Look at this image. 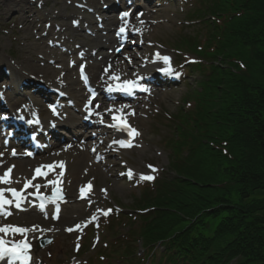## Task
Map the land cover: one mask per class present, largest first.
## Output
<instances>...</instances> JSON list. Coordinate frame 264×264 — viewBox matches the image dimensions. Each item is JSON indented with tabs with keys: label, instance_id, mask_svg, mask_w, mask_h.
Segmentation results:
<instances>
[{
	"label": "rangeland",
	"instance_id": "rangeland-1",
	"mask_svg": "<svg viewBox=\"0 0 264 264\" xmlns=\"http://www.w3.org/2000/svg\"><path fill=\"white\" fill-rule=\"evenodd\" d=\"M24 1L26 6H23V8L12 7L0 2V101L7 103L11 98L17 100L22 98L21 100L24 99L29 104L39 103V108L42 107L43 112L53 108L59 110L63 115L81 114L82 118L84 111L81 110L82 108L76 101L67 96V90L61 87L51 88L53 86L48 82L53 76H57L59 79L65 78L69 84L72 72L78 78L77 69L79 65H82V59L79 58L80 55L77 56L78 58L74 57L81 52L79 50L81 48H77L75 44L79 45L81 42L87 41V37L93 39L97 35L107 32L109 26L107 27L106 22L101 21V18L109 15V12L105 9L107 4L98 3L94 4L95 6L92 5L90 8H86L85 5H82V0ZM138 6L141 11H145L148 15V35L147 39L144 40V44L142 41L140 50L145 51L146 45L152 44L150 60L151 63L158 62V66L153 75V81L141 82V86L144 90L147 89L149 94L146 92L142 94L145 97H142L140 101L132 102L136 103L135 110L131 108L129 111H124L121 119L122 121L126 119L127 122L134 123V127L139 132V135H136L139 137L137 144L133 142L131 147H123L114 143L113 134L105 133L106 131H103L104 124L99 123L100 118L103 116L101 112L105 111L109 125L113 122L114 113H111L110 107H105L102 110L100 107V111L96 112L99 115L96 114L91 118L88 135L104 132L103 136L107 138V143H101V139L97 140L98 137L87 136L85 140L88 145L90 160H86L84 164H77L76 156L72 155L74 149H71V147L76 136L85 133L84 128L76 127L78 130L75 132H68L67 129L64 131L61 124L64 123L63 121H67L66 116L64 120L57 119L53 123L56 126L54 130L56 135L53 136L50 132L51 123L38 121V117L37 123L42 130L41 134L43 138H46L43 143L54 145L55 141L61 140L59 138L61 134L63 135V144H69L66 147L63 145L60 153L52 154L51 159L55 161H51L49 164L64 162L62 173L71 174L72 171H76L78 180L72 187V189L74 188L73 192L68 190V187L59 188L56 186L60 189L62 199L55 201L50 199L48 201V205L44 208L48 211V217L28 220L29 217L20 216L21 213L25 214L28 207H31L28 200H33L35 195L29 194L36 193L35 188L29 189L27 192L28 197L23 201L25 204L22 203L20 209L16 208L15 214L11 216L0 215V226L14 225L27 229L35 228V231H29L26 234L27 241L31 245L30 264H130L122 255L129 240V236H126L129 219L138 220V218L136 219L138 214L136 211L139 209L137 207L138 199L144 190L143 184L147 181L157 180L169 171V152L164 148L162 140L165 136L174 133L177 120L173 121V119L180 117L178 112L181 107L188 109L190 103L193 104L191 91L197 88L196 83L200 77L197 68H187L186 70L189 61L193 59V56L189 53L191 52L190 49H182L184 52H178L174 48H176L177 41L184 40L182 36L197 37L204 35L209 19L206 16L208 22L204 23L198 14L196 16L194 11L199 8L197 0H138ZM73 9L80 13L81 18L73 15ZM98 9L104 11V13H97L96 10ZM126 9H128L126 6H122L116 12L121 16ZM22 10L28 12L24 13ZM31 10H37L46 15L41 18L37 16L34 18L35 16L31 15ZM65 10L67 12L63 14ZM24 17H28L27 23L23 20ZM88 17L92 18L93 24L89 23ZM138 17L132 15V25L139 20ZM79 22L85 29L81 30L76 27L78 30L71 32V29H62L61 27L65 24L67 28H70ZM101 28L104 29L103 32ZM53 33H60L61 38L68 35L69 38L68 40L64 38V41L63 38H60L59 41L50 43L49 38L57 36ZM77 33H82L85 38L79 37L80 39H78ZM38 37H41V39H38ZM133 38H130L131 44L128 45L126 52L130 53L134 59L127 56H119V59L126 63L128 70L133 71L136 69L133 71L135 72L144 68L146 61L138 56L136 38L134 36ZM72 39L75 41L72 42ZM116 47H118V44ZM73 50L78 52H72ZM113 50L114 48L111 49V51ZM22 52L24 53L23 57L20 55ZM157 52L161 56H171L172 73L161 71L167 66L162 61L155 59V53ZM61 54L74 61V70L72 69L73 65H69V63L67 65L63 60L56 57V55ZM83 61L87 63V60L84 59ZM133 62L139 65L135 68ZM47 66L51 68L47 69ZM13 67L18 68L17 76L15 75L14 79H12L14 76L7 74V71L13 69ZM70 69L72 70L69 71ZM99 69L104 74L107 73V70L111 72L108 64H102ZM15 79L18 82L17 84L14 82ZM4 108L2 111L5 110L9 113L8 108ZM39 108L36 107L30 111V118L33 116L34 120L35 116L38 114L40 116ZM5 111L1 113H6ZM17 119L16 122L14 121L16 125L20 122V118ZM37 133L38 130L35 131L34 129L25 132V135L34 136ZM122 140H126L125 137ZM67 148L70 149L67 150ZM9 149L10 152L15 150L13 146ZM1 153H6L5 149H2ZM15 156L16 158H22L25 154ZM45 161H35L30 167L29 173L35 176L37 165H45ZM96 165L100 166L101 169H97ZM153 168L156 171H153ZM129 170L132 172L131 178L128 176ZM59 174L52 173L44 179L36 177L37 184L41 187H49L50 192L46 197L51 198L53 196L54 187L51 186L52 184L49 181H54L57 178L56 175ZM142 175H151L154 179L142 180ZM82 187L83 189H89L88 194L84 193L86 200L81 199ZM0 188L7 190L13 187L9 184L5 188L3 186ZM39 189L38 193H45L41 188ZM21 190H24V186ZM5 196L6 198H12L9 192ZM252 197L264 198V189L256 190ZM56 203H60L63 208L65 207L62 217L57 221L53 218L54 208L58 205ZM37 207L39 206L37 205ZM118 207L124 209L122 213L125 217L118 218L112 211L108 215L103 214L109 209L112 210V208L121 211L122 209ZM262 213L264 214V210ZM130 215L132 216L130 217ZM93 217L96 218L93 219ZM108 220L115 221L113 228L111 224H108L110 223ZM33 222H38V226L32 225ZM77 225H81V227L76 228ZM67 229L74 230L68 231ZM0 237L5 241L15 243L25 239V235L13 234L12 232L0 233ZM41 238L52 239V242L46 247L38 248V240ZM129 244L133 245L132 249L134 250L140 248L137 242H130Z\"/></svg>",
	"mask_w": 264,
	"mask_h": 264
},
{
	"label": "trees",
	"instance_id": "trees-1",
	"mask_svg": "<svg viewBox=\"0 0 264 264\" xmlns=\"http://www.w3.org/2000/svg\"><path fill=\"white\" fill-rule=\"evenodd\" d=\"M197 5L204 35L178 42L199 58L194 101L162 140L169 171L145 185L127 242L142 243L143 264H264V198L252 197L264 189V0Z\"/></svg>",
	"mask_w": 264,
	"mask_h": 264
},
{
	"label": "bare ground",
	"instance_id": "bare-ground-1",
	"mask_svg": "<svg viewBox=\"0 0 264 264\" xmlns=\"http://www.w3.org/2000/svg\"><path fill=\"white\" fill-rule=\"evenodd\" d=\"M0 2H3L6 5L12 6V7H18V8H23V6L25 5V1L24 0H0ZM83 4L85 5L84 7L86 8H90V6H95L98 3H105L107 4V7L105 9H107L106 11L109 12V15L107 17H103L101 18V21L106 22L107 27L109 26V29L107 30V32L103 33V34H99L97 35V37L91 39L89 37H87V41L85 42H81V44H75L77 46V48H81L79 49L81 52L77 55H75V58H78L80 55V59H82V61L85 59L87 60V71L89 72V76L91 78V80L93 81V84L100 89V93L102 94V96L105 97H111V101H104V100H100L99 105L97 106V111H100V107L101 110L105 107H110L111 109V113H114L115 116H119L121 118H123V112L124 111H129L131 108H133V110H135V106L136 103H132L134 101H140L141 98L145 97L143 95H137L136 99H134L133 101H129V102H123L121 100V97L117 96L114 94V92L112 91H108V88L111 86L112 88H114L116 82H124L126 80H132L135 81L138 85L142 82V81H146V82H151L154 79V73L155 70L157 69L158 66V62L155 63L152 62L151 63V53H152V44L146 45V49L145 51L140 50V48L142 47V41L143 44L145 43L144 40L147 39V31H148V27H147V20H148V15L145 13V11H141L140 7L138 6V0H82ZM76 4V2H75ZM95 4V5H94ZM103 5V4H102ZM122 6H126L128 9H126V12L128 10H131L134 12L135 16H139V20L133 23H128L126 24L125 22V18L124 20H122L119 15L117 14L116 10L119 8L121 9ZM24 13H27L28 11H24L22 10ZM32 12V16H35L34 18L39 17L41 18L42 16L46 15L42 12H38L37 10H31ZM66 10L63 12V14H66ZM97 13H104V11L98 9L96 10ZM74 13V14H73ZM73 15L74 16H78L77 18L80 17V13L76 10L73 9ZM142 15H139L141 14ZM30 15V14H28ZM27 15V16H28ZM98 16V14H96ZM81 18V17H80ZM134 18V16H133ZM87 19V17H86ZM132 19V18H131ZM25 22H28V17H24ZM89 23L93 24L94 21L92 20L91 17H88ZM141 21H143V23H141ZM78 22V21H77ZM32 25V22H31ZM115 25V26H114ZM36 26V25H33ZM61 26V25H59ZM93 27L95 25H92ZM125 27V29H127V32L129 34L128 37V42L130 43V38L134 39L133 36L136 38V50L138 56H141L143 58V60L146 61L145 67L141 68L135 72L128 70L127 65L124 61H121V59H119V56H127V57H132V55H130V53L126 52V48L124 50H120L118 54H114L109 53V51L111 52L112 48H116L117 44H118V48L120 49V37L122 35H120L119 37H117L116 33H115V29L117 30V28H121V27ZM62 29H71V32H75L79 29H85V27H82L80 25V22L78 24L73 25V27L67 28V26L62 25L61 26ZM78 27V28H76ZM30 28V26H29ZM137 29H139V31H136ZM106 30V29H105ZM101 31L103 32L104 29L101 28ZM54 34V33H53ZM57 36H53L51 38H49L50 43L52 42H56L59 41L61 36L60 33L59 34H54ZM78 35V39L80 38H85V36L82 33H77ZM80 37V38H79ZM63 41L64 38H67L68 40V35L62 37ZM61 38V39H62ZM38 39H41V37H38ZM55 39V40H54ZM72 42L75 41L74 39L71 40ZM75 43V42H74ZM75 48V49H77ZM140 50V51H139ZM26 51V50H25ZM77 51V50H73L72 52ZM78 52V51H77ZM21 57H23L24 53H20ZM26 55V54H25ZM68 56V55H67ZM78 56V57H77ZM27 57V56H26ZM56 57L58 59L63 60L67 65L69 63V65H73V70H74V61L69 60V58L65 57L64 54L61 55H56ZM56 58V59H57ZM134 59V57H132ZM27 60V59H24ZM135 65V68L137 65L136 62H133ZM149 63V65H148ZM102 64H108L111 67V72H108V74H104L103 72L100 71V66ZM65 65V64H64ZM69 67V66H68ZM51 67L47 66V69H50ZM64 68V67H63ZM62 68V69H63ZM61 69V70H62ZM69 69V68H68ZM72 69H70L69 71H71ZM18 68L17 67H13V69L7 71V74L10 76H14L12 79H14L17 76L18 73ZM16 75V76H15ZM113 75H116L119 77L118 80H114L112 79ZM64 77V76H63ZM61 77V78H63ZM23 78V77H22ZM71 81L69 82V84L66 82L65 78L63 79H59L57 78V76H53L52 79H50L51 83V88L54 87H61V88H65L67 90V96H69L70 98H72V100L76 101V103L81 107L83 105V101L88 97V93L85 91V88L82 84L81 79L78 78L74 75V72L71 73ZM21 80V79H20ZM23 80V79H22ZM17 80L15 79L14 82L15 84H17L18 82H16ZM22 82V81H20ZM24 83V82H23ZM114 84V85H113ZM137 88H135L133 90V92H136ZM149 94V91H147ZM25 98V97H23ZM20 99H16V98H11L7 101V103L5 101H0V111L5 109L4 107L8 108L9 111V116H7L6 120H0V128L2 129L5 126H14L13 125V121H15V119L17 117H19L20 115H25V116H30V110L31 109H35L36 107L39 108V103L37 104H29L26 101L21 100ZM4 102V103H2ZM68 105V104H67ZM97 103L94 102V104L92 105L91 109L95 110ZM122 105H127L128 107H125L122 112H117V109H120ZM70 106V105H69ZM67 107V106H66ZM71 108V106H70ZM42 109V107H40V110ZM63 109V108H62ZM5 111V110H4ZM1 111V112H4ZM7 112V111H5ZM94 112V113H96ZM22 113V114H21ZM58 113L60 115H58V118H60L61 120H64V118L67 116V121H63L64 123H62V127H65V129H69L70 132H75L78 130V128L76 129V127H72L69 125L70 121L72 120V122H76V120L79 118V116L77 114H67V115H63L59 110ZM85 113H86V108H85ZM103 114V116L100 118L99 123H101V119L103 120L104 127H103V131H106L105 133L109 132L111 134H113L112 139L114 140V143H116L115 141H120L122 140L123 137H125L126 139L129 137L128 132L125 130H117V128L115 127H110L108 120H107V116H105V111L101 112ZM1 115V114H0ZM57 118L55 117V114L53 112V110L49 111H45V122L46 123H53L55 122ZM60 124V123H59ZM58 125V126H61ZM134 128V123L131 124ZM38 125L36 124H32V123H26L24 125L22 124H18L16 129H18V137L21 138V140H26L25 139V132L30 131V130H40L39 127H36ZM82 128H84L85 133L81 134L79 136V140L82 141L80 144L77 145H73L71 147V149H74V151L72 152V155H75L77 160V164H81L86 161V160H90V153L88 151V145L86 144V142H84V139L86 136L88 137H93L96 138L98 137L97 140L101 139V143H107V138L105 136H103L104 132H97L94 134H89L88 135V128H87V124L86 123H82L81 124ZM34 128V129H33ZM56 126L54 127L52 125V128H50L51 131L55 130ZM135 129V128H134ZM41 131V130H40ZM39 133V132H38ZM139 137L136 138V141H134L135 144H137V140ZM28 142V140H26ZM52 144V143H50ZM119 144V143H116ZM104 145V144H103ZM120 145V144H119ZM62 147H53L52 149L48 150L45 149L42 153H40L38 156L35 157V159H31L29 157H25V158H15V157H11L13 152H9L7 155L5 154V156H3L2 158L0 157V176H3L4 173L11 168L12 171L9 175H11L9 177V183H0V187L3 186L4 188L7 187L9 184L16 189L17 191H21V188L25 185V183H27L28 181H31L32 185H37L38 180L35 178L33 179V175L31 173H29V169L30 167L33 165V163L35 161H45V164H47L48 162L51 161H55L53 159H51L53 156L52 154L56 153H60L62 149ZM36 149V148H35ZM70 148H67V150H69ZM55 151V152H54ZM72 151V150H71ZM8 152V151H7ZM16 152V151H14ZM48 152V153H47ZM23 152H21L20 150L17 151V154H21ZM47 153V154H46ZM1 156V155H0ZM48 160V161H47ZM47 166V165H45ZM97 169L101 167L96 165ZM46 169V168H45ZM50 168L49 171L52 172H57L60 173L59 175H56L57 178H55L54 182L55 184L51 185V186H56L58 185L59 188L62 187H68V190H72V192L74 191L72 189V187L74 186V184L76 183V181L78 180V175L76 171H72L71 174H62V169L60 167H54ZM98 171V170H97ZM36 174V172H35ZM101 174V173H99ZM49 176V175H48ZM12 188V189H13ZM34 188L32 186H29L25 191L22 192V194L26 197H28V191L29 189ZM2 189V188H0ZM49 187L48 186H44L43 188H41V190H43L45 193V195L49 194ZM6 190V189H5ZM5 194H7V192H5ZM31 201V202H30ZM29 203H31V207H28L27 211L25 212V214H20V216H27L29 217L28 220H34L35 218H43V217H48V211H46L45 209H41L40 207H37V205L39 206V202L36 201V199H30L28 200ZM25 204V202H24ZM48 205V202H45V207ZM64 205V204H63ZM65 210V207L62 209V211ZM68 210V209H67ZM11 211V215L15 214L16 208L13 206L10 208ZM9 215V216H11ZM9 218V217H7ZM27 221V220H26ZM1 222V221H0ZM39 222V221H38ZM38 222H33L32 225H37ZM38 226V225H37ZM48 232V231H47ZM7 263V259H0V264H4Z\"/></svg>",
	"mask_w": 264,
	"mask_h": 264
},
{
	"label": "snow or ice",
	"instance_id": "snow-or-ice-1",
	"mask_svg": "<svg viewBox=\"0 0 264 264\" xmlns=\"http://www.w3.org/2000/svg\"><path fill=\"white\" fill-rule=\"evenodd\" d=\"M130 15L129 12H124L121 14V19L124 20V18L128 17ZM139 15H142L139 14ZM141 23H143V21H141ZM126 29L125 27H121L119 29V33L118 34H122L125 33ZM136 31H139V29H137ZM155 59L158 61H162L167 67L161 69V71H164L166 73H172V69H171V58L168 56H161L159 52L155 53ZM81 78L84 80H87L86 75L83 72V67H81ZM112 79L114 80H118L119 77L116 75H113ZM138 87V84L135 81L132 80H126L124 81L122 84H117L116 88L113 89L111 86L108 88V91H113V90H119L128 94H132L133 90L135 88ZM147 90V89H145ZM128 107L127 105H122L120 109H117V112H122V110ZM53 112L55 113V109H53ZM92 113H90L91 115ZM97 115H99L98 113H96ZM134 114V113H133ZM113 121L115 123H113L112 125H110V127H115L117 128V130H125L128 132L129 137H133L134 135H139V132L134 129L131 128L129 125H127L126 123V119L125 120H121V117L119 116H113L112 117ZM101 123H103V120L101 119ZM116 143H119L121 146L123 147H131V140L125 141V140H120V141H115ZM13 155H15V152H13ZM63 165L64 162L60 161V162H56V164L54 165H47V166H42V167H46V168H54V167H60L61 169H63ZM151 167V166H150ZM12 169L9 168L3 176H0V183H9V174L11 173ZM153 171H156V169L153 168ZM36 175H47V173H42L40 171V169H36L35 170ZM63 173L61 172V175ZM128 176L129 178H131L132 176V172L131 170H129L128 172ZM36 177L34 176L33 179H35ZM142 180H153L154 177L149 175V176H141ZM49 183L51 184H55L54 181H49ZM29 186L34 187L37 192L36 193H30L29 195H37V193L39 192V188L41 187L39 184L37 185H32L31 181H28L27 183H25L24 185V190H26ZM24 190L21 191H17L16 189H0V215H11V211L10 208L11 207H15L17 209L21 208V203L23 201L26 200V197L22 194V192ZM5 191L11 193V197L12 198H6L5 196ZM81 194L82 196L84 195V189L83 187L81 188ZM38 199H40L41 203L39 205V207L43 210L45 208V202L49 201L50 199L55 201V200H60L62 199V195L60 193V189L54 187L53 189V196L51 198L49 197H45L42 195L38 196ZM111 211V209L105 211L103 214L104 215H108V213ZM59 212V209L57 208V213ZM56 218V217H54ZM96 217H93V219H95ZM81 225H77L76 228H80ZM68 231H73L74 229H67ZM29 231H35V228L33 229H27V228H21L19 226H14V225H4V226H0V233H9L12 232L13 234H23L25 235V239L19 241L18 243L15 242H8L5 241L2 237H0V259H5L8 258L9 260V264H15L16 261H19L20 264H30L31 261V257H30V243L27 241L26 238V234ZM9 244H11V246H9Z\"/></svg>",
	"mask_w": 264,
	"mask_h": 264
},
{
	"label": "water",
	"instance_id": "water-1",
	"mask_svg": "<svg viewBox=\"0 0 264 264\" xmlns=\"http://www.w3.org/2000/svg\"><path fill=\"white\" fill-rule=\"evenodd\" d=\"M45 244H42V246H44Z\"/></svg>",
	"mask_w": 264,
	"mask_h": 264
}]
</instances>
